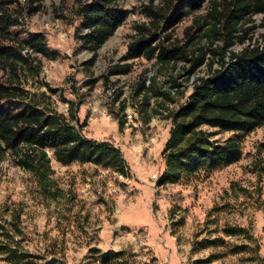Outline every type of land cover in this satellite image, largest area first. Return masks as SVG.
<instances>
[{"label": "rangeland", "instance_id": "374dc122", "mask_svg": "<svg viewBox=\"0 0 264 264\" xmlns=\"http://www.w3.org/2000/svg\"><path fill=\"white\" fill-rule=\"evenodd\" d=\"M93 1L44 0L31 16L23 12L10 42L20 41L29 51L36 38L46 44L51 58L34 55L42 69L38 76L31 73L24 90L47 110L68 114L74 103L79 125L73 124L84 137L118 148L128 176L92 164L63 166L48 150L54 171L49 191L59 190L55 199L45 196L37 177L8 152L0 163V264H12L2 249L5 244L43 264L52 259L104 264L101 256L108 253L123 256L105 264H264V127L250 134L204 127L202 135L215 148L239 142L237 161L159 187L171 114L188 102L195 80L209 76L208 69L187 80L184 62L175 70L156 60L128 59L137 26L150 21L144 9L152 0L119 2L129 16L93 59L83 40L87 29L80 13L84 3ZM212 1L161 34V42L170 37V44L193 50ZM245 28L246 42L235 45L236 52L249 44L264 46V15L254 16ZM127 64L132 65L127 75H110L114 67ZM151 78L156 79L154 88L137 95L141 82L148 85ZM5 79L0 71V82ZM160 92L173 99L158 96ZM28 107L27 102L5 101L0 112Z\"/></svg>", "mask_w": 264, "mask_h": 264}, {"label": "trees", "instance_id": "16d2710c", "mask_svg": "<svg viewBox=\"0 0 264 264\" xmlns=\"http://www.w3.org/2000/svg\"><path fill=\"white\" fill-rule=\"evenodd\" d=\"M43 1L0 0V71L6 75L5 82H0V103L19 101L29 104L22 112H0V163L9 152L22 169L37 177L45 196L57 199L59 190L57 193L49 191L52 186L49 178L54 171L48 150L54 152L56 161L63 166L92 164L123 177L128 173L124 156L118 148L88 139L76 128L73 122L77 121L78 125L79 122L74 103H71L68 114L47 110L37 103L36 95L31 96L23 88L31 73L38 76L42 69L34 55L51 58V54L40 38L29 43L30 51L20 41L10 42L11 29L21 25L23 12L31 16L40 9ZM121 1L95 0L80 8L87 29L83 40L94 54L93 59L129 16L128 12L118 8ZM159 1L156 5V0H152L151 5L145 7L144 14L150 21L137 26V37L130 46L128 59L156 60L161 67L171 66L175 70L179 62H184L182 74H186L187 80L203 67L209 72V76L195 80L188 102L171 114L173 128L162 154L166 171L158 181V186L163 187L237 161L239 142L228 141L215 148L202 135L204 127L241 134H250L264 127V46L249 44L239 52L234 50L235 45L246 42L247 23L252 22L254 16L264 15V0L212 1L190 52L185 47L170 44V37L161 42V34L202 10L208 0ZM242 33L245 35H240ZM204 38L206 44L202 45ZM131 70L130 64L116 66L110 75H127ZM155 82V78H151L148 85L146 80L142 81L137 95L153 89ZM178 86L174 84V88ZM48 88L53 94L57 92ZM158 96L173 99L171 93L160 92ZM3 230L2 234L11 238L10 231ZM2 249L12 264H43L35 262L32 257L29 259L27 253L12 249L8 244ZM122 256L123 253H108L101 256V261L105 264ZM44 264L62 263L52 259Z\"/></svg>", "mask_w": 264, "mask_h": 264}]
</instances>
